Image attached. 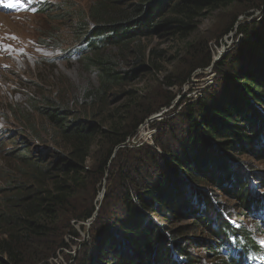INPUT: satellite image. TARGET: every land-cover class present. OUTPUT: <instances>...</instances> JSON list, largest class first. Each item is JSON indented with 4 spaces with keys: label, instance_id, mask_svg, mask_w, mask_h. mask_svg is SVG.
Listing matches in <instances>:
<instances>
[{
    "label": "trees",
    "instance_id": "1",
    "mask_svg": "<svg viewBox=\"0 0 264 264\" xmlns=\"http://www.w3.org/2000/svg\"><path fill=\"white\" fill-rule=\"evenodd\" d=\"M234 1L92 0L86 9L61 10L72 39L65 48L61 46L67 41L54 46L84 58L86 67L98 74V85L78 96L83 100L79 109L69 107L66 100L28 97L40 123L20 114L17 123L28 136L21 131L5 135L18 138L19 146L8 153L17 160L20 180L7 175L0 186V264H48L53 252L68 250L69 240L81 235L74 225L85 229L83 223L96 211L94 199L105 177L113 188L103 197L90 236L80 249L76 246L78 256L76 250L73 256L64 253L71 260L68 264H197L200 261L193 260L178 230L166 226L179 220H190L194 231L203 229V238L189 239L209 254L216 252L212 256L219 257L216 264L261 261L262 246L241 223L232 225L230 220L236 219L231 215L227 219L201 185L226 190L253 216L263 210L264 197L250 195L249 188L254 182L264 189V176L254 180L245 174L237 155L250 151L256 157L264 155V8L258 20L251 18L236 27L234 34L241 41L212 65L214 84L181 105L178 124L166 125L164 119L153 124L156 132L150 143L119 147L149 116L170 106L173 93L155 106L135 109L140 94L122 89L128 96L125 105L107 110L113 91L149 69L144 63L150 62L154 72L162 69L155 62L162 49L149 47L153 38L187 42L210 12ZM261 4L264 7V0ZM52 9L39 5L36 13ZM193 55L185 74L170 76L167 87H181L214 56L207 43ZM125 57L131 58L132 68L119 65ZM43 125L53 127L47 139L51 145L41 141ZM168 130L167 139L162 132ZM89 159L95 165L87 164ZM259 220L264 232V218Z\"/></svg>",
    "mask_w": 264,
    "mask_h": 264
},
{
    "label": "rangeland",
    "instance_id": "2",
    "mask_svg": "<svg viewBox=\"0 0 264 264\" xmlns=\"http://www.w3.org/2000/svg\"><path fill=\"white\" fill-rule=\"evenodd\" d=\"M37 1L49 9H54L50 13L38 14L36 12L20 11L11 14V12L0 10V45L10 46L7 50L4 47H0V137H2L0 141V186L2 187L5 185V176L7 175L12 180H17V178L20 180V174L17 171V160L8 153V151L14 150L19 146L16 144L18 138L8 139L5 138V135L9 136L10 132L21 131L26 137L28 136L27 130H20L17 123V116L20 114H28L32 120L40 123L28 101V97L40 99L48 96L53 100H66L69 107L79 109L80 102L83 100L79 101L78 96H82L84 90L98 85V74L93 68L86 67L84 58H80L78 53H75V55L64 53L65 57H63L61 48H55L56 46H54L58 42L67 41L61 46L65 48L72 39L69 22L60 18L61 14L59 13H62V11L66 12L65 8L77 7L86 9L92 0ZM16 2L14 1L15 4ZM261 2L262 0H236L227 7L210 12L205 19L200 21L195 33L187 42L161 41L159 38H153L150 41L149 47L162 49V55L155 61L156 65L162 69L154 72L150 62L144 63L147 68L149 66V71L144 69L135 77L133 83L121 88V90H117V92L113 91L107 106V110L110 111L112 108L125 105L124 103L127 102L128 96L124 95L123 91L127 90H137L140 94L138 102L135 103V109L144 108L148 104L155 106L163 100L168 92L174 94L173 103L170 106L161 108V113L158 112L149 116L148 122L133 134L130 140L133 139L134 143L130 142V144H133L134 148L145 145L147 142L150 143V137L156 132V127L153 124L161 119H164L163 122L166 125L178 124L180 122L178 114L181 105L194 99L197 96V90L204 87V85L207 86L203 89L214 84L216 76L212 71V65L221 54L230 48H234L241 41L240 35L234 34L238 24L244 21H251V18L259 19L264 8ZM257 5L258 7H255ZM250 13L251 17L248 16ZM234 19L236 21L232 28L233 31L227 33L226 28ZM204 43H207L214 55L213 61L207 69L194 70L190 80L184 82L181 87L177 84L167 87L166 83L170 76H182L185 74L187 67L194 58V50ZM221 43L223 45H220ZM226 47L229 49L225 50ZM109 50L115 52L113 49ZM130 60V57L120 59L119 65L125 67V69L127 67L132 68ZM39 102L40 104L42 103V101ZM43 126H45V130L43 129L41 134L44 140L41 141L46 146L51 145L47 139L49 135L53 134V127ZM167 129L168 127H164V130ZM169 131L162 132L164 138L168 139ZM27 140L30 139L28 138ZM34 142L37 143L36 140ZM97 147L95 145L92 149L94 155ZM119 149L117 151H120ZM116 158L117 156L114 159ZM237 159L245 174L251 176L254 180H256L257 176H264V155L256 157L255 153L250 151L243 155H237ZM87 164L95 165V160L89 159ZM250 184H252V188H249L250 195L255 193V195L264 197V189L261 190L255 187L253 185L255 184L254 182H250ZM113 185V182H109L107 177L103 179L101 188L94 199L97 209L93 216L86 219L83 223L85 229L80 228L79 223L74 225V228H77L83 236L79 235L78 238H74L75 241L69 240V243H67L68 250L64 249L61 251L63 249L61 248L53 252L47 259L48 264H68L71 262L68 258L63 257L64 253L71 255L76 250V246L79 245L78 248L80 249V244L88 239L91 223H95V218H98V211L102 209L103 197L109 188H113ZM201 186L205 189V193L210 199L217 201L220 211L223 209L226 218L227 215H231L236 219V221L230 220V223L237 225L241 223L243 228L251 234L252 240L262 246L264 252V232L259 218L241 209V204L234 197H231L226 190L220 187H210L209 185ZM203 209H208L207 203ZM242 213L244 214L242 215ZM154 218L159 222L161 220L159 217L154 216ZM166 226L178 230L180 237L184 239L183 244L187 247V251L190 252L193 260L200 261L197 264L218 263L219 257L217 256L214 259L212 257L216 252L209 254L205 247H202V245L196 246L193 243L194 240L190 241L191 238L196 239L205 236L201 227L194 231L190 220H179L175 223L172 221ZM79 249L76 250L77 252L75 251L76 256H78Z\"/></svg>",
    "mask_w": 264,
    "mask_h": 264
},
{
    "label": "clouds",
    "instance_id": "3",
    "mask_svg": "<svg viewBox=\"0 0 264 264\" xmlns=\"http://www.w3.org/2000/svg\"><path fill=\"white\" fill-rule=\"evenodd\" d=\"M159 112H160V111H159ZM160 113H161V112H160ZM148 120H149V117H148L147 120L143 123V125H144L145 123H147ZM143 125H142V126H143ZM142 126H141V127H142ZM141 127H140V128H141ZM140 128H138V130H139ZM138 130H137V131H138ZM137 131H136V132H137ZM136 132H135V133H136ZM133 134H134V133H133ZM133 134H132V136H133ZM132 136L127 137V139L125 140V142H124L123 144H121L119 147H130V145H131L130 142H131V143H134L133 139L130 140Z\"/></svg>",
    "mask_w": 264,
    "mask_h": 264
},
{
    "label": "built area",
    "instance_id": "4",
    "mask_svg": "<svg viewBox=\"0 0 264 264\" xmlns=\"http://www.w3.org/2000/svg\"><path fill=\"white\" fill-rule=\"evenodd\" d=\"M228 49H229L228 47L225 48V50H228ZM205 69H207V68H205ZM205 69H204V70H205ZM206 86H207V85H204V87H206ZM204 87L198 89L197 92H196V94H200L201 91H202V89H203ZM61 261H62V260H61Z\"/></svg>",
    "mask_w": 264,
    "mask_h": 264
},
{
    "label": "snow or ice",
    "instance_id": "5",
    "mask_svg": "<svg viewBox=\"0 0 264 264\" xmlns=\"http://www.w3.org/2000/svg\"><path fill=\"white\" fill-rule=\"evenodd\" d=\"M7 6H12V5H7ZM33 11H35V9H33ZM0 47H4L5 50H7V48L10 47V46H3V45H0Z\"/></svg>",
    "mask_w": 264,
    "mask_h": 264
},
{
    "label": "bare ground",
    "instance_id": "6",
    "mask_svg": "<svg viewBox=\"0 0 264 264\" xmlns=\"http://www.w3.org/2000/svg\"><path fill=\"white\" fill-rule=\"evenodd\" d=\"M198 95H199V94H197V96H198ZM195 97H196V96H195ZM195 97H194V98H195Z\"/></svg>",
    "mask_w": 264,
    "mask_h": 264
}]
</instances>
